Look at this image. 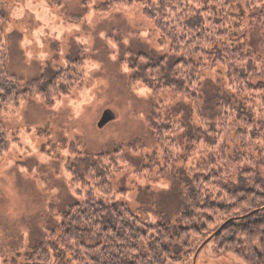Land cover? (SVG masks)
I'll return each mask as SVG.
<instances>
[{
	"label": "rangeland",
	"instance_id": "374dc122",
	"mask_svg": "<svg viewBox=\"0 0 264 264\" xmlns=\"http://www.w3.org/2000/svg\"><path fill=\"white\" fill-rule=\"evenodd\" d=\"M139 1L101 12L104 0H0L9 71L24 83L51 82L57 70L83 62L79 84L53 107L36 97L4 114L11 143L0 159V264H24L43 236L60 232L69 205L83 201L87 188L78 186L70 173L77 159L118 153V164L110 169L113 193L107 197L129 206L144 223L170 224L175 231L181 224L179 186L186 173L204 164L210 148H222L229 157L242 148L230 133L219 136L215 147L204 142L190 152L188 136L201 125L196 115L190 118L192 103L167 90L154 96L146 83L133 84L136 56L158 60L170 52L161 47L155 23L144 16L148 0ZM235 13L243 18L247 51L264 58L263 31L251 25L246 11ZM202 75L208 99L229 90L226 69H207ZM157 104L160 113L192 126L173 137L170 158L150 129ZM245 157V164L257 167L264 178V165L252 164L262 160L264 150ZM78 189L84 190L80 197ZM208 239H195L190 256L176 242V260L169 264H244L215 242L205 244Z\"/></svg>",
	"mask_w": 264,
	"mask_h": 264
},
{
	"label": "trees",
	"instance_id": "16d2710c",
	"mask_svg": "<svg viewBox=\"0 0 264 264\" xmlns=\"http://www.w3.org/2000/svg\"><path fill=\"white\" fill-rule=\"evenodd\" d=\"M235 1L148 0L144 16L155 23L161 47H169L170 52L158 60L139 54L131 69L133 84L146 83L154 96L167 90L192 103L190 118L196 115L201 125L188 136L190 152L204 142L215 147L219 136L230 133H235V142L242 148L234 157L222 148H210L204 164L186 173L179 186L181 224L175 231L170 224L144 223L129 206L107 197L113 193L110 169L118 164V153L85 162L77 159L70 173L78 186L87 188L83 201L69 205L60 232L43 236L24 264H169L176 260V242L190 256L195 239L212 235L210 242L224 253L244 264H264V178L257 167L245 164L250 151L264 150V58L247 51L243 18L235 13L250 14L251 25L263 31L264 46V0H241L237 7ZM139 2L104 0L99 10L109 12ZM4 22L0 12V159L11 143L3 122L5 112L19 110L22 103L36 97L53 107L83 75V62L77 61L57 70L51 82L39 78L24 83L9 71ZM220 67L227 71L229 90L208 99L202 72ZM161 108L154 105L150 129L170 158L173 137L192 126L160 113ZM252 164L264 165V157ZM76 194L80 197L84 190Z\"/></svg>",
	"mask_w": 264,
	"mask_h": 264
},
{
	"label": "water",
	"instance_id": "95a60500",
	"mask_svg": "<svg viewBox=\"0 0 264 264\" xmlns=\"http://www.w3.org/2000/svg\"><path fill=\"white\" fill-rule=\"evenodd\" d=\"M214 235H212L207 241L205 244H207L208 242H210L212 239H213Z\"/></svg>",
	"mask_w": 264,
	"mask_h": 264
}]
</instances>
